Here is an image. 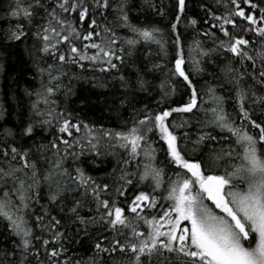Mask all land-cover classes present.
I'll return each mask as SVG.
<instances>
[{
  "label": "snow or ice",
  "instance_id": "6c2138e0",
  "mask_svg": "<svg viewBox=\"0 0 264 264\" xmlns=\"http://www.w3.org/2000/svg\"><path fill=\"white\" fill-rule=\"evenodd\" d=\"M13 59L0 264H264V0H6Z\"/></svg>",
  "mask_w": 264,
  "mask_h": 264
},
{
  "label": "trees",
  "instance_id": "16d2710c",
  "mask_svg": "<svg viewBox=\"0 0 264 264\" xmlns=\"http://www.w3.org/2000/svg\"><path fill=\"white\" fill-rule=\"evenodd\" d=\"M6 3V0H0V10H2V6ZM156 23H160L159 18H155ZM161 26H164L163 24ZM189 31H191L189 29ZM191 37H189L190 39ZM18 71V65L15 60H10L5 64V70L2 74H0V89L8 93V97H11L13 94H16L19 98L22 94L19 93V90L15 87L12 81V77L16 76ZM28 83L27 81H23L21 86ZM84 87H90V85H84ZM77 96L71 97L69 101L68 107L70 109H75L77 112L81 110L82 105L78 100V96L80 95L81 86L77 85ZM95 99V97H93ZM5 106L9 108V111L12 110V100L10 98H5ZM82 116L86 118L97 120L99 123L103 124L105 127H115L116 121L113 115L101 104L95 105L91 109H86L81 113ZM6 119H8L6 117ZM108 159H111L109 157ZM160 160H163V155L159 157ZM103 168L107 169L108 165L104 164Z\"/></svg>",
  "mask_w": 264,
  "mask_h": 264
}]
</instances>
